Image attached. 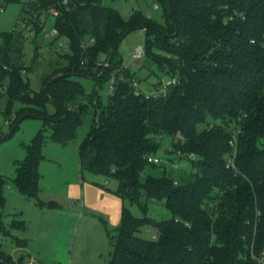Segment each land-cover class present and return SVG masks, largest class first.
I'll return each instance as SVG.
<instances>
[{"label": "trees", "instance_id": "obj_1", "mask_svg": "<svg viewBox=\"0 0 264 264\" xmlns=\"http://www.w3.org/2000/svg\"><path fill=\"white\" fill-rule=\"evenodd\" d=\"M155 1L163 22L142 11L123 16L104 0H69L68 7L63 0H28L22 12L29 16L21 18L35 30L34 45L47 24L43 18L54 9L57 39L66 40L67 51L55 50L41 89L34 91L26 75L34 71L40 47L27 67L21 63L24 32L1 35L0 87L7 86L8 104L18 101L24 112L10 121L11 134L30 116L50 125L52 139L65 145L75 138L83 115L94 112L80 146V166L116 179V195L143 214L136 217L123 207L111 264H259L252 256L264 251V0ZM137 29L146 33L145 56L168 78H177L164 96L138 95L135 75L118 57L120 43ZM73 76L99 86L112 80L108 104ZM48 102L56 107L53 115L46 111ZM164 136L190 165L180 179L146 173L157 166L147 158ZM8 138L0 131V144ZM46 140L39 132L16 168L12 181L25 198L40 200ZM232 154L235 167L228 168ZM5 185L0 176V229L6 234ZM151 201L162 202L171 217L149 218ZM148 224H155L156 239L138 235ZM5 255L0 248V264L14 263Z\"/></svg>", "mask_w": 264, "mask_h": 264}, {"label": "rangeland", "instance_id": "obj_2", "mask_svg": "<svg viewBox=\"0 0 264 264\" xmlns=\"http://www.w3.org/2000/svg\"><path fill=\"white\" fill-rule=\"evenodd\" d=\"M28 0L6 3L0 0L4 12L0 14L1 35L13 30L23 31L19 19L29 16L22 12ZM155 0H104L107 7L117 9L123 16L133 11L151 14L158 22H163L161 5L154 8ZM54 26L50 18L45 30ZM16 32V31H15ZM44 32V30H43ZM31 35L24 41L21 63L32 66L35 59V46L40 47V56L36 59L34 71L26 75L28 84L34 91L41 89L42 77L47 72V66L56 56V43L53 38L41 34L34 45ZM146 33L142 29L133 30L123 39L118 47V57L127 64L130 72L135 75L140 88L144 92L154 89L161 80L168 81L164 73L145 55L134 58L133 54L142 48L146 49ZM66 47V40H62ZM51 44V45H50ZM36 48V49H35ZM64 51H67L64 48ZM107 63H103L105 65ZM9 67V66H8ZM8 67L6 69H8ZM90 94L96 90L101 96L104 106L108 104L112 80L103 85H96L94 80L83 76H73ZM7 84V82L5 83ZM23 105L16 101L8 104L6 91L0 87V131L9 138L0 144V176L6 179V203L3 210L5 231L0 229V248L14 263L9 264H111L113 253V238L122 222V210L129 207L136 217H142V211L136 204L116 195L118 182L116 179L96 173L80 166V146L87 135L93 121L94 112L83 115L76 136L67 144H60L52 139L53 131L50 125H45L39 118L27 116L22 120L14 133L11 134V122L21 112ZM49 115L56 113L53 103L46 104ZM7 121H9L7 123ZM204 125L200 126V129ZM39 132L46 136L42 150V160L39 165V201L25 198L13 184L16 168L27 154V147ZM173 139L164 136L160 140V148L152 157L159 158L161 164L155 168L148 166L146 173L155 175L166 174L173 179H180L189 174L190 165L179 158L173 151ZM166 150H169L166 153ZM145 175V174H144ZM50 202H56L59 207L49 209ZM148 217L159 222L171 217V212L162 202L149 203ZM149 229V231L147 230ZM157 228L155 224L141 227L138 235L153 239ZM4 257V255H3Z\"/></svg>", "mask_w": 264, "mask_h": 264}, {"label": "built area", "instance_id": "obj_3", "mask_svg": "<svg viewBox=\"0 0 264 264\" xmlns=\"http://www.w3.org/2000/svg\"><path fill=\"white\" fill-rule=\"evenodd\" d=\"M68 1H69V0H63V4H64L65 6H67V7H68ZM153 7H154V8H158V5H157V4H154ZM4 11H5V10H4V7H0V14L3 13ZM57 15H58V12H57L56 10H54V9H51V10L49 11V16H48L47 18H43V21H44L45 23H47L48 20H49L50 18H55ZM147 15H148L149 17L151 16V14H149V13H148ZM19 22H20V24H21L22 27H23V32H24V34H25L26 37H29L30 34H31V35H34V34H35V30H34L33 26L29 23V21H28L27 19H23V18H21V19H19ZM45 29H46V28H45ZM45 29H44V32H43V33H45V37H46V39H47V37H51V38H53V41H55V43H56V50H57V51H63L64 48H65V47H64V43H63L62 40L57 39V37H58V35H59V32H58V30L55 28V26H53V28L50 29V30H45ZM144 55H145V52H144V50H143L142 48H139V49L133 54L134 58H136V59H140V58H142ZM99 65H102V62L99 63ZM105 65L107 66L108 64H105ZM124 67H128L127 64H124ZM21 73H22V74H26V70H25V69H21ZM176 84H177V78H176V77H173V78L169 79L168 81L161 80V83H160L157 87H154L153 90H151V91H149V92H144V91L140 88L137 79H134L133 82H132V85L135 87L136 93H137L138 95H140V94H144L146 97H150V96H160V95L164 96V95L167 93L168 89H169L170 87H172L173 85H176ZM1 88L3 89L4 92L7 90V86H6V85L3 86V87H1ZM113 91H114V85H113V83H112V84H111V87H110V93H112ZM8 122H9V121H7V123H8ZM236 143H237V136L235 135L234 138H233V140L231 141V146H232L233 148H235V147H236ZM194 157H195V155H190V158H194ZM234 160H235V157H234V154H232V155L228 158V162H227V167H228V168H233V167H235V165H234ZM147 161H148L149 163H154V164H156V165L161 164V160H160L159 158L152 157V155L149 156V157L147 158ZM147 230L149 231L148 228H147ZM157 236H158V230H156V232L153 234L152 237H153V239H156ZM252 257L255 258V259H257V261H258L259 264H264V251L262 252V255H261V256L258 257V256L253 255ZM28 264H37V263L34 262V263H28Z\"/></svg>", "mask_w": 264, "mask_h": 264}, {"label": "water", "instance_id": "obj_4", "mask_svg": "<svg viewBox=\"0 0 264 264\" xmlns=\"http://www.w3.org/2000/svg\"><path fill=\"white\" fill-rule=\"evenodd\" d=\"M168 152H169V150H166V153H168ZM58 207H59V205L56 202H50L48 205L49 209H56Z\"/></svg>", "mask_w": 264, "mask_h": 264}, {"label": "crops", "instance_id": "obj_5", "mask_svg": "<svg viewBox=\"0 0 264 264\" xmlns=\"http://www.w3.org/2000/svg\"><path fill=\"white\" fill-rule=\"evenodd\" d=\"M128 16V15H127Z\"/></svg>", "mask_w": 264, "mask_h": 264}]
</instances>
